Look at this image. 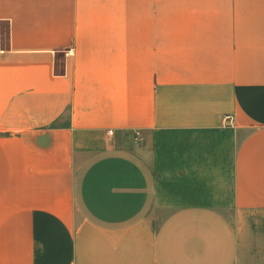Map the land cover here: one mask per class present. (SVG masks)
<instances>
[{
	"label": "crops",
	"instance_id": "1",
	"mask_svg": "<svg viewBox=\"0 0 264 264\" xmlns=\"http://www.w3.org/2000/svg\"><path fill=\"white\" fill-rule=\"evenodd\" d=\"M0 264H264V0H0Z\"/></svg>",
	"mask_w": 264,
	"mask_h": 264
},
{
	"label": "built area",
	"instance_id": "2",
	"mask_svg": "<svg viewBox=\"0 0 264 264\" xmlns=\"http://www.w3.org/2000/svg\"><path fill=\"white\" fill-rule=\"evenodd\" d=\"M223 120L225 121V123H226V122H227V123H230V121H231V117L227 115V116L224 117Z\"/></svg>",
	"mask_w": 264,
	"mask_h": 264
}]
</instances>
